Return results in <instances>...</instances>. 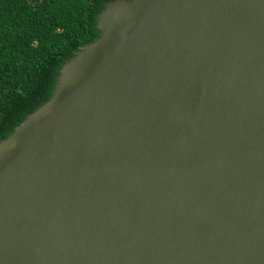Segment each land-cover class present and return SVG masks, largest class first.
<instances>
[{
  "label": "water",
  "instance_id": "water-1",
  "mask_svg": "<svg viewBox=\"0 0 264 264\" xmlns=\"http://www.w3.org/2000/svg\"><path fill=\"white\" fill-rule=\"evenodd\" d=\"M0 140V264H264V0H112Z\"/></svg>",
  "mask_w": 264,
  "mask_h": 264
},
{
  "label": "trees",
  "instance_id": "trees-1",
  "mask_svg": "<svg viewBox=\"0 0 264 264\" xmlns=\"http://www.w3.org/2000/svg\"><path fill=\"white\" fill-rule=\"evenodd\" d=\"M112 0H0V140L50 99L62 65Z\"/></svg>",
  "mask_w": 264,
  "mask_h": 264
}]
</instances>
